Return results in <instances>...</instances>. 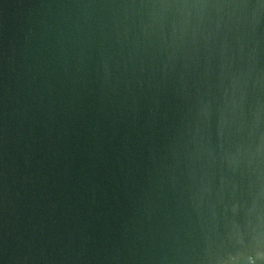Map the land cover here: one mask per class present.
<instances>
[{
  "label": "water",
  "instance_id": "95a60500",
  "mask_svg": "<svg viewBox=\"0 0 264 264\" xmlns=\"http://www.w3.org/2000/svg\"><path fill=\"white\" fill-rule=\"evenodd\" d=\"M0 264H264V0H0Z\"/></svg>",
  "mask_w": 264,
  "mask_h": 264
}]
</instances>
